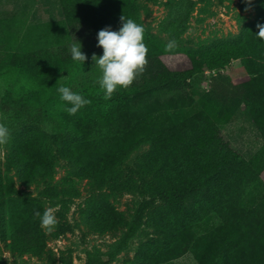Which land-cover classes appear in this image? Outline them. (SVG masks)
Returning a JSON list of instances; mask_svg holds the SVG:
<instances>
[{
	"label": "trees",
	"instance_id": "trees-1",
	"mask_svg": "<svg viewBox=\"0 0 264 264\" xmlns=\"http://www.w3.org/2000/svg\"><path fill=\"white\" fill-rule=\"evenodd\" d=\"M140 1L152 0H59L67 26L78 21L98 32L109 26L118 31L122 15L137 22ZM260 5L264 8V0ZM258 23L264 24V14L236 39L178 49L188 61L184 70L168 69L145 39L149 65L141 83L167 94V99L135 101V90L120 89L105 100L100 87H83L74 92L91 103L75 115L65 111L64 101L52 102L49 96L60 88L55 76L72 72L78 61L58 60L48 52L13 54V65L6 68L12 77L9 90L0 106L9 127L20 129L8 165L19 168L25 185L53 177L52 148L32 128L49 122L53 135L64 138L61 155L74 161L80 179L87 180L85 211L95 229L116 233L131 228L130 215L117 211L112 198L135 192L149 197L136 210L131 228L136 230L144 216L154 228L139 264H165L187 251L197 264H264V144L246 161L219 136V126L245 103L264 139V40L256 35ZM235 60L244 68L243 80L220 72ZM205 70L217 74L208 92L192 101L181 91ZM143 144L150 146L145 165L125 173L123 163ZM14 190L12 182L0 176V201ZM42 193L50 200H65L78 198L81 189L70 177ZM45 210L36 200L11 205L2 218L3 238L10 240L13 251L54 263L46 241L56 234L41 228L34 215ZM212 220L217 225L199 234L200 225ZM56 259L74 264L70 253Z\"/></svg>",
	"mask_w": 264,
	"mask_h": 264
},
{
	"label": "rangeland",
	"instance_id": "rangeland-1",
	"mask_svg": "<svg viewBox=\"0 0 264 264\" xmlns=\"http://www.w3.org/2000/svg\"><path fill=\"white\" fill-rule=\"evenodd\" d=\"M262 0H252L249 11L243 0H152L137 3V23L146 28L145 39L152 43L156 50L157 59L168 69L184 70L188 65L186 56L178 49H200L209 47L221 39H236L243 29L257 23L264 14L260 5ZM55 0H32L28 7L41 9L45 17L54 18L58 22L46 23L39 28L21 29L8 23L7 28H0V106L4 94L9 90L8 82L11 72L6 68L13 65V54H34L48 52L58 60L72 59L70 48L73 43L81 44V51L86 54L87 60L76 65L72 72L63 71L55 76L58 86L69 87L73 92L83 87H100L98 80L102 75L99 66L92 60L95 53L97 57L103 55V49L97 47L98 31L82 22L66 25L61 4L60 9ZM60 16H62L60 18ZM59 19H61L59 21ZM176 41V47L171 52H166L165 45ZM144 73L131 85L128 90H135V101L167 99V94L157 93L150 87H144L141 81L146 76ZM197 74L189 80V85L182 90L190 100L196 101L201 95L208 92L211 71ZM220 72L231 80H243L244 68L239 60L232 61ZM217 74V71H215ZM12 78V77H11ZM29 83L28 81H24ZM103 91V90H102ZM49 100L62 101L60 93L53 91ZM158 101V102H159ZM67 107L70 104L64 102ZM0 123H4L11 133V139L6 145H0V176L12 182L15 190L9 198L0 201V264H59L57 259L62 252L71 254L74 264H139L143 248L150 238H154V228L148 222V217H142L136 230L133 227L134 216L139 206L148 201L149 197L135 192L111 199L113 207L120 212H125L131 223V228L112 232H101L95 229L88 220L85 211L86 199L89 192L85 188L87 180L80 179L79 168L72 160L65 159L61 153L62 136H54L52 125L43 122L33 125L32 128L45 138V142L52 148L53 177H38L37 182L25 185L20 177V170L8 165L11 159L14 138L20 129L10 128L8 120L0 112ZM219 136L230 148L249 161L263 146L264 139L256 124H254L245 103H240L232 114L231 119L219 126ZM150 146L141 145L123 163L125 173L139 169L148 160ZM78 181L81 195L78 198L50 200L42 191L47 186H60L66 178ZM264 182V171L261 174ZM36 200L45 209L52 208L58 220V225L53 232L55 237L46 241V249L55 259L54 263L48 258L41 259L32 253L13 251L9 245L10 240L4 239L2 232V218H6L11 205ZM215 221L203 222L198 233L202 234L213 228ZM165 264H197L191 251Z\"/></svg>",
	"mask_w": 264,
	"mask_h": 264
},
{
	"label": "clouds",
	"instance_id": "clouds-1",
	"mask_svg": "<svg viewBox=\"0 0 264 264\" xmlns=\"http://www.w3.org/2000/svg\"><path fill=\"white\" fill-rule=\"evenodd\" d=\"M248 5L245 11H249L252 6V0H243ZM121 27L118 31H113L111 27L101 29L97 34V47L103 49V55L97 57L95 53L92 60L99 66L102 75L98 80L100 89L103 90L104 99L109 100L114 93L120 89H128L145 71L148 64V47L145 40L146 28L143 24L135 20L120 17ZM257 37L264 40V24H257ZM176 47V41L170 40L165 45V51L171 52ZM71 57L74 61L83 64L87 60L85 53L81 51L80 43H73L70 48ZM60 99L71 107L65 108L69 115H75L79 109L91 103V100L85 99L81 94L73 92L69 87L61 86L58 89ZM11 139L10 129L0 123V145H6ZM35 217L40 218V226L48 233L55 230L58 220L55 210L48 208L43 212L34 213Z\"/></svg>",
	"mask_w": 264,
	"mask_h": 264
},
{
	"label": "crops",
	"instance_id": "crops-1",
	"mask_svg": "<svg viewBox=\"0 0 264 264\" xmlns=\"http://www.w3.org/2000/svg\"><path fill=\"white\" fill-rule=\"evenodd\" d=\"M32 0H0V28H7L8 23L21 29L39 28L46 23L58 22L54 18L45 17L41 9H30L28 4ZM60 9L59 0H55ZM62 16H60L61 18ZM61 19H59L60 21Z\"/></svg>",
	"mask_w": 264,
	"mask_h": 264
},
{
	"label": "built area",
	"instance_id": "built-area-1",
	"mask_svg": "<svg viewBox=\"0 0 264 264\" xmlns=\"http://www.w3.org/2000/svg\"><path fill=\"white\" fill-rule=\"evenodd\" d=\"M209 72H210V70L207 71V73H209ZM211 73H213V75H215V71H211Z\"/></svg>",
	"mask_w": 264,
	"mask_h": 264
}]
</instances>
